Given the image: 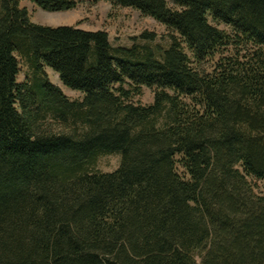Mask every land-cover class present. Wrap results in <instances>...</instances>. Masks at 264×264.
<instances>
[{
  "label": "trees",
  "instance_id": "obj_1",
  "mask_svg": "<svg viewBox=\"0 0 264 264\" xmlns=\"http://www.w3.org/2000/svg\"><path fill=\"white\" fill-rule=\"evenodd\" d=\"M106 1L164 25L169 47L113 48L0 0V264H264V189L249 180L264 183V0ZM108 153L119 167L94 171Z\"/></svg>",
  "mask_w": 264,
  "mask_h": 264
},
{
  "label": "rangeland",
  "instance_id": "obj_2",
  "mask_svg": "<svg viewBox=\"0 0 264 264\" xmlns=\"http://www.w3.org/2000/svg\"><path fill=\"white\" fill-rule=\"evenodd\" d=\"M168 3L170 7L174 8L171 1ZM20 6L27 8L31 21L34 23L49 26L64 25L65 23L77 26L83 30H104L107 32L109 42L113 48L130 47L133 44L147 45L158 54L164 49H167L171 42L170 35L172 33L161 23L149 16L142 15L133 8L115 6L106 0H86L79 3L75 9L63 12L44 11L28 0H21ZM208 20L217 28L230 32V28L225 24L215 22L210 17H208ZM143 32L154 33L156 35L155 40L145 41L140 39L139 36ZM210 65L211 63L208 62L204 67L208 69ZM19 68L20 72L17 76V82L21 83L26 80L25 76L28 74V70L22 64ZM44 70L49 80L60 87L68 98L72 100L82 99V94L64 86L55 72L49 68H45ZM124 88L132 90L131 100L133 103L144 106L153 103V89L142 86L138 89V92L134 91L128 84H125ZM120 160V153L102 154L97 158L93 170L102 173L113 172L119 167ZM249 180L254 185L256 192L264 189L263 182L252 178H249ZM196 259L199 261V258L196 257Z\"/></svg>",
  "mask_w": 264,
  "mask_h": 264
},
{
  "label": "crops",
  "instance_id": "obj_3",
  "mask_svg": "<svg viewBox=\"0 0 264 264\" xmlns=\"http://www.w3.org/2000/svg\"><path fill=\"white\" fill-rule=\"evenodd\" d=\"M64 25H69V24H65V23H64ZM57 26H59V25H57Z\"/></svg>",
  "mask_w": 264,
  "mask_h": 264
}]
</instances>
